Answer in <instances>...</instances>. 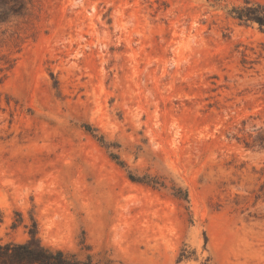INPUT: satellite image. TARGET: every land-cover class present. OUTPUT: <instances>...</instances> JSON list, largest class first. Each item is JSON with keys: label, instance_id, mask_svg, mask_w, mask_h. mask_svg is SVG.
I'll use <instances>...</instances> for the list:
<instances>
[{"label": "rangeland", "instance_id": "374dc122", "mask_svg": "<svg viewBox=\"0 0 264 264\" xmlns=\"http://www.w3.org/2000/svg\"><path fill=\"white\" fill-rule=\"evenodd\" d=\"M245 1L0 0V242L35 224L103 264H264Z\"/></svg>", "mask_w": 264, "mask_h": 264}, {"label": "trees", "instance_id": "16d2710c", "mask_svg": "<svg viewBox=\"0 0 264 264\" xmlns=\"http://www.w3.org/2000/svg\"><path fill=\"white\" fill-rule=\"evenodd\" d=\"M231 14L242 23H256L264 31V2L246 0L244 5L233 7ZM113 156L120 160L117 154ZM29 234L30 237L25 242H0V264H103L96 260L92 253L87 254L86 259H82L77 253L44 245L37 235L35 224L29 229ZM187 257L184 252L180 255V259Z\"/></svg>", "mask_w": 264, "mask_h": 264}]
</instances>
